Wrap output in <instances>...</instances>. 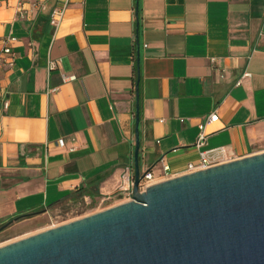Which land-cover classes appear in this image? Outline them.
<instances>
[{
	"label": "crops",
	"instance_id": "obj_1",
	"mask_svg": "<svg viewBox=\"0 0 264 264\" xmlns=\"http://www.w3.org/2000/svg\"><path fill=\"white\" fill-rule=\"evenodd\" d=\"M5 44L16 59L0 69V224L31 215L0 246L39 232L77 190L94 204L129 200L118 187L134 173L137 77L140 176L186 174L214 111L205 149L264 152V0H69L56 31L35 0H0Z\"/></svg>",
	"mask_w": 264,
	"mask_h": 264
},
{
	"label": "water",
	"instance_id": "obj_2",
	"mask_svg": "<svg viewBox=\"0 0 264 264\" xmlns=\"http://www.w3.org/2000/svg\"><path fill=\"white\" fill-rule=\"evenodd\" d=\"M138 81L131 199L4 244L0 264H264V152L140 190Z\"/></svg>",
	"mask_w": 264,
	"mask_h": 264
},
{
	"label": "built area",
	"instance_id": "obj_3",
	"mask_svg": "<svg viewBox=\"0 0 264 264\" xmlns=\"http://www.w3.org/2000/svg\"><path fill=\"white\" fill-rule=\"evenodd\" d=\"M35 2L41 11H48L49 23L54 28V31H56L63 20L65 11L69 5V0H62L58 6L52 8L51 10H48L46 0H35ZM10 40H13V38H10ZM15 59H16V55L13 52L11 46L9 44H5L0 49V69H5V68L12 69L15 65ZM211 61L214 62L215 59L211 58ZM46 66H47V70L51 71L56 68V61L48 60ZM250 75H251L250 72L244 71L235 84L239 85L243 78H248L250 77ZM62 78L64 81H69V80H74L75 76L62 75ZM7 105H8L7 101L4 102V108H6ZM217 119H218V114L215 111L210 112L206 116L205 120L198 124V134L194 143V146L198 149V161L196 163L191 162L187 164V168H186L187 173L206 169L211 166H215L221 163L231 161L228 159L226 150L223 147H216L212 149L204 148L207 139V134L205 133V124L209 122H215ZM58 143L59 146H63V142L61 140H59ZM163 170L167 171L168 166L164 165ZM121 179H122V184L119 185L118 190L124 193L125 196L130 200L133 190V175L129 171H125L122 174ZM155 182L156 181L152 173L147 171L141 176V179L139 181V189L145 190L147 186H150Z\"/></svg>",
	"mask_w": 264,
	"mask_h": 264
},
{
	"label": "rangeland",
	"instance_id": "obj_4",
	"mask_svg": "<svg viewBox=\"0 0 264 264\" xmlns=\"http://www.w3.org/2000/svg\"><path fill=\"white\" fill-rule=\"evenodd\" d=\"M113 205L115 204L111 205L106 202H103L101 204H94L89 201H86L85 199L65 201L59 204L58 206L52 208V210L45 214L40 220V222L37 224V227L33 229V232L40 230L42 231L48 228L61 225L74 219L101 211ZM13 233L15 232H0V243L7 241L6 238Z\"/></svg>",
	"mask_w": 264,
	"mask_h": 264
},
{
	"label": "trees",
	"instance_id": "obj_5",
	"mask_svg": "<svg viewBox=\"0 0 264 264\" xmlns=\"http://www.w3.org/2000/svg\"><path fill=\"white\" fill-rule=\"evenodd\" d=\"M78 191V192H77ZM75 193H77L78 195L77 196H71L67 201H75V200H79V199H83V196L87 195L86 193H84L85 191L84 190H77ZM84 191V192H83ZM22 215H25V214H22ZM21 216V215H19ZM21 219V218H20ZM1 225V224H0Z\"/></svg>",
	"mask_w": 264,
	"mask_h": 264
}]
</instances>
